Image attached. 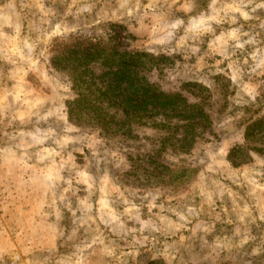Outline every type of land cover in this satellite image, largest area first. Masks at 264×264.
Masks as SVG:
<instances>
[{"label": "rangeland", "instance_id": "1", "mask_svg": "<svg viewBox=\"0 0 264 264\" xmlns=\"http://www.w3.org/2000/svg\"><path fill=\"white\" fill-rule=\"evenodd\" d=\"M77 41L141 53L209 122L192 141L158 108L103 129L57 61ZM257 119L264 0H0V264H264Z\"/></svg>", "mask_w": 264, "mask_h": 264}, {"label": "trees", "instance_id": "2", "mask_svg": "<svg viewBox=\"0 0 264 264\" xmlns=\"http://www.w3.org/2000/svg\"><path fill=\"white\" fill-rule=\"evenodd\" d=\"M141 53L120 51L115 46L100 47L98 42L84 45L77 41L68 56L57 61L70 65L74 72V83L84 92L73 100L77 111H88L97 118L99 125L106 129L108 121L118 117L116 123H128L132 114L151 108L169 111L170 118L184 122L181 141L194 140L196 128L209 122L207 115L198 104H189L178 93H165L153 88L149 80L140 73ZM90 65H96L95 72ZM107 108H115L109 114ZM263 119L248 124L246 138L260 135L264 130ZM190 143V142H189Z\"/></svg>", "mask_w": 264, "mask_h": 264}]
</instances>
